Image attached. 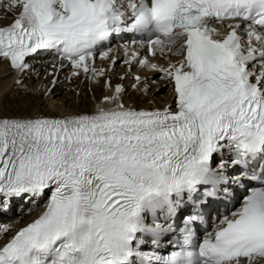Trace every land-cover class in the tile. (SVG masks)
Returning <instances> with one entry per match:
<instances>
[{"label": "snow or ice", "instance_id": "6c2138e0", "mask_svg": "<svg viewBox=\"0 0 264 264\" xmlns=\"http://www.w3.org/2000/svg\"><path fill=\"white\" fill-rule=\"evenodd\" d=\"M0 6L14 14L0 26V61L16 72L49 52L97 81L105 74L95 67L98 48L136 34L125 63L162 73L175 103L136 108L117 85L90 112L12 116L0 107V211L13 199L46 198L23 227L0 226V264L264 262V0ZM137 44L167 66L139 59ZM135 80L133 88L144 83ZM233 185L247 194L201 239L213 198L232 199ZM186 207L193 211L181 215Z\"/></svg>", "mask_w": 264, "mask_h": 264}, {"label": "bare ground", "instance_id": "6f19581e", "mask_svg": "<svg viewBox=\"0 0 264 264\" xmlns=\"http://www.w3.org/2000/svg\"><path fill=\"white\" fill-rule=\"evenodd\" d=\"M13 19L14 14L6 13L3 6H0V26H7ZM124 47L122 44L116 46L119 51L115 54L118 60L114 67L111 63L114 56L108 60L96 61L97 69H105L104 76L99 77L97 81L91 79V74L85 76L82 72L79 77L74 76L73 69L65 63H63L64 67L58 66L55 58L30 59L27 61L30 69L25 73H18L10 67L7 61H0V107L3 109V114L60 117L95 111L104 95L114 94L116 84L121 82L126 90L123 100L127 105L147 109L175 105L172 85L161 79L162 73L145 68L139 62H132L133 71H128L130 64L125 63L128 56L124 52ZM122 59L123 62H121ZM154 61H157L160 66H167L168 58H151V62ZM54 64L55 68H53ZM136 76H140L144 83L133 88L136 84ZM35 79L38 80L36 84H34ZM20 80L22 83L17 84ZM54 80L56 81L55 86L51 88ZM107 81L111 82V90L106 87ZM146 85L147 93L142 91ZM38 214L39 212H33L19 215L14 219L9 218L3 226L10 225L13 230L18 229Z\"/></svg>", "mask_w": 264, "mask_h": 264}, {"label": "rangeland", "instance_id": "374dc122", "mask_svg": "<svg viewBox=\"0 0 264 264\" xmlns=\"http://www.w3.org/2000/svg\"><path fill=\"white\" fill-rule=\"evenodd\" d=\"M36 81H38V80H36ZM36 81H35V83H37Z\"/></svg>", "mask_w": 264, "mask_h": 264}]
</instances>
